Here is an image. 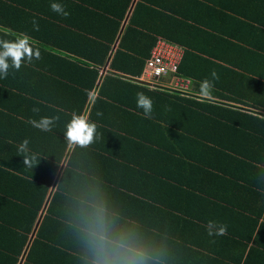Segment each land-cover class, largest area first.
<instances>
[{"label":"crops","instance_id":"obj_1","mask_svg":"<svg viewBox=\"0 0 264 264\" xmlns=\"http://www.w3.org/2000/svg\"><path fill=\"white\" fill-rule=\"evenodd\" d=\"M132 18L207 46L224 68L215 83L231 92L207 98L236 108L222 121L193 115L187 126L183 110L158 105L150 117L92 108L89 92L133 102L110 67ZM8 29L31 37L41 59L0 75V264H264V0H0V40L15 38ZM167 79L136 78L175 90ZM176 79L182 92L198 89ZM84 94L81 114L97 128L81 148L65 132ZM45 116L60 117L50 132L28 123ZM24 139L33 168L18 152ZM98 217L107 258L90 236ZM209 221L227 233L209 236ZM120 242L142 258L119 254Z\"/></svg>","mask_w":264,"mask_h":264},{"label":"trees","instance_id":"obj_2","mask_svg":"<svg viewBox=\"0 0 264 264\" xmlns=\"http://www.w3.org/2000/svg\"><path fill=\"white\" fill-rule=\"evenodd\" d=\"M154 33L169 42L176 43L185 48L178 66L177 76L191 80L198 89H193L188 94L171 89L166 90L157 88V90H150L146 85L143 86L144 83L136 80V78L140 76L145 60L149 57L150 51L156 42V36H152ZM203 42L205 45L211 44L210 39L203 40ZM205 47V49H197L195 44L182 41L181 38L176 37L172 32L153 30L142 23H139V21L134 18L130 19L128 26L122 33L119 46L113 55L110 67L118 73L112 77L117 81L122 82L118 87L115 86V88L121 92L129 94L133 102L130 103L104 94L105 98H97L92 108L94 107L96 109V106L102 104L104 110H114L117 108L138 112L142 109L138 108L136 105V94L138 92H143L147 97L151 98L153 105L162 106L163 108L165 107L169 111H176L177 109L183 110L186 126L188 125V121L193 118V115L198 117H212V119L222 121L221 119H225V117L220 116L221 112L236 107L224 106L220 102H215L209 100L207 97H201L199 95L201 81L205 78H212V70L216 71L219 67V74L223 76L222 71L224 69L214 60H210L207 46ZM216 72L218 74V71ZM112 77H110V80ZM226 91L229 90L225 86L214 82L211 95H218L224 98L222 93H226ZM229 93L231 92L229 91ZM99 94H101V92H99ZM85 104L86 95L84 94L82 100H79L77 103L78 109H73L75 114L80 115L85 108ZM138 113L143 112L139 111ZM67 117L71 120V116ZM185 133L193 134V132L188 130L187 127ZM261 165L264 164H260V167H262ZM43 197L41 199H43ZM48 212L50 211L48 210ZM46 218L49 220V213H47L44 219Z\"/></svg>","mask_w":264,"mask_h":264},{"label":"clouds","instance_id":"obj_3","mask_svg":"<svg viewBox=\"0 0 264 264\" xmlns=\"http://www.w3.org/2000/svg\"><path fill=\"white\" fill-rule=\"evenodd\" d=\"M50 7L53 12L61 14L64 17L69 15V13L65 11L63 5L59 3H52ZM32 23L34 25V30L38 31L39 25L37 22L33 20ZM6 34H12L15 36V38L13 40H0V75L3 77H7L10 67L16 71H19L22 62L26 61L27 63H31L34 58L36 60L41 59L39 49H33L31 37H29L27 34L21 33L19 35H15L14 33H11L10 29L6 30ZM9 59L11 60V65L8 62ZM211 77V80L205 78L201 81L199 88V95L201 97L211 96L214 82L219 80V75L215 70H212ZM88 96L93 104L98 98V95L92 92H89ZM136 97L137 107L143 110V113L146 117H150L152 115L153 108V102L151 98L147 97L143 92H138ZM32 111L34 113H38L39 109L33 108ZM97 115H102V113L97 112ZM59 119V116H45L41 117L39 120L30 118L28 123L37 130L50 132L55 125V122ZM96 128L97 125L89 121L87 114L77 115L73 113L71 120L66 124L65 137L69 145H76L81 148H86L94 143L96 138ZM28 145L29 140L24 139L19 146L18 152L22 154L23 165L28 168H33L36 161V156L30 152ZM207 233L209 236L225 235L227 233V225L217 224L214 221H209L207 224ZM90 236L94 243L97 257L107 258L109 252L106 246L107 241L105 239V230L102 217H98V227L94 232L90 233ZM115 247L120 250L119 254L126 258H142V254L139 251L129 247L124 242H120Z\"/></svg>","mask_w":264,"mask_h":264},{"label":"built area","instance_id":"obj_4","mask_svg":"<svg viewBox=\"0 0 264 264\" xmlns=\"http://www.w3.org/2000/svg\"><path fill=\"white\" fill-rule=\"evenodd\" d=\"M181 58L182 52L178 46L158 40L152 47L149 57L145 60L142 70L143 81L158 82L161 79L171 78L175 90L183 87L181 82L176 79Z\"/></svg>","mask_w":264,"mask_h":264},{"label":"rangeland","instance_id":"obj_5","mask_svg":"<svg viewBox=\"0 0 264 264\" xmlns=\"http://www.w3.org/2000/svg\"><path fill=\"white\" fill-rule=\"evenodd\" d=\"M169 79H170V78H169ZM169 79H167V80H165V81H168ZM160 83H162V84H163V83H164V80H163V79H161V80H160ZM164 84H165V83H164ZM184 89L186 90V88H185V87L178 88V90H179V91H180V90L182 91V90H184Z\"/></svg>","mask_w":264,"mask_h":264}]
</instances>
